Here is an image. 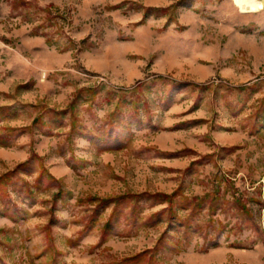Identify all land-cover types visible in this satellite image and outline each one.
<instances>
[{"label":"rangeland","instance_id":"374dc122","mask_svg":"<svg viewBox=\"0 0 264 264\" xmlns=\"http://www.w3.org/2000/svg\"><path fill=\"white\" fill-rule=\"evenodd\" d=\"M0 264H264V9L0 0Z\"/></svg>","mask_w":264,"mask_h":264},{"label":"bare ground","instance_id":"6f19581e","mask_svg":"<svg viewBox=\"0 0 264 264\" xmlns=\"http://www.w3.org/2000/svg\"><path fill=\"white\" fill-rule=\"evenodd\" d=\"M241 12L258 13L264 9V0H233Z\"/></svg>","mask_w":264,"mask_h":264}]
</instances>
